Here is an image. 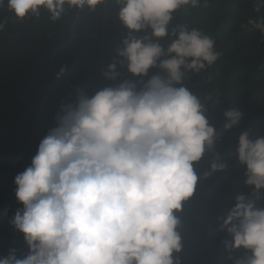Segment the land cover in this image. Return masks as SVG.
<instances>
[{"label":"clouds","instance_id":"9594fccd","mask_svg":"<svg viewBox=\"0 0 264 264\" xmlns=\"http://www.w3.org/2000/svg\"><path fill=\"white\" fill-rule=\"evenodd\" d=\"M99 5L116 6L127 29L118 59L101 72L114 83L91 95L77 88L59 105L30 166L14 178L23 207L10 223L28 251L10 249L0 264H181L185 205L199 180L228 166L206 103L184 84L186 73L206 70L222 52L198 28L170 27L174 13L207 8L209 0H7L21 22L43 13L58 22L70 10L93 13ZM254 5L259 12L264 0ZM7 22L0 20V31ZM249 24L264 33V19ZM118 65L137 79L115 83ZM223 115V131L242 118L235 107ZM250 131L239 135L231 155L245 167L251 191L235 197L219 224L231 237L222 241L228 259L244 250L233 264H264V135L253 140ZM208 154L201 177L196 165Z\"/></svg>","mask_w":264,"mask_h":264},{"label":"trees","instance_id":"16d2710c","mask_svg":"<svg viewBox=\"0 0 264 264\" xmlns=\"http://www.w3.org/2000/svg\"><path fill=\"white\" fill-rule=\"evenodd\" d=\"M254 7V0H209L207 8L174 13L170 23V27L186 23L200 29L215 39L216 50L222 52L206 70L186 73L184 84L206 103L209 123L221 133L216 148L228 165L199 180L194 197L185 205L181 264H233L244 254L240 249L231 253L233 260L228 259L222 241L231 237L219 230V224L235 197L251 191L244 184L245 167L231 155L239 135L244 130H251L253 140L264 135V33L249 24L264 19V7L259 12ZM109 9L105 27L98 23L105 16L99 9L97 13L70 10L58 22H51L47 13L21 22L8 10L7 0L0 7V20L8 21L0 31V257L10 249H17L18 256L28 251L23 235L10 223L23 207L15 196L14 178L30 166L39 142L54 126L59 105L73 99L77 88L91 95L114 83L101 72L118 59L116 48L127 29L118 20V8ZM92 45L97 48L91 50ZM62 67L66 71L57 78ZM118 70L122 75L115 83L137 79L126 68L118 65ZM158 71L150 69L144 79ZM232 107L242 118L237 127L223 131V113ZM209 158L210 154L196 165L201 177L208 171Z\"/></svg>","mask_w":264,"mask_h":264},{"label":"rangeland","instance_id":"374dc122","mask_svg":"<svg viewBox=\"0 0 264 264\" xmlns=\"http://www.w3.org/2000/svg\"><path fill=\"white\" fill-rule=\"evenodd\" d=\"M109 6H112V5H109ZM109 6H105V5H103V8H101V9H100V6L97 7V9H99V11L102 12L103 15H105V16H102V17H100V18L98 19V23L101 22L102 24H104L105 27L107 26V23H108V21L110 20V17H111V10L109 9ZM107 8H108V9H107ZM97 12H98V11L95 10L93 13H97ZM83 13H84V12H83ZM108 13H109V14H108ZM107 14H108V15H107ZM90 22H92V20L89 19V23H90ZM81 38H82L83 40H85L83 35H81ZM90 47H91V50L97 48V47L94 46V45H92V46H90ZM89 50H90V48H89ZM100 61H101V60H100ZM87 74H88L87 71H85V72H84V78L87 76Z\"/></svg>","mask_w":264,"mask_h":264}]
</instances>
